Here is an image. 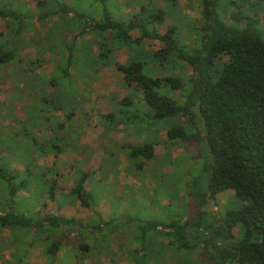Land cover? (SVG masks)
Instances as JSON below:
<instances>
[{
  "label": "trees",
  "instance_id": "1",
  "mask_svg": "<svg viewBox=\"0 0 264 264\" xmlns=\"http://www.w3.org/2000/svg\"><path fill=\"white\" fill-rule=\"evenodd\" d=\"M92 1L89 10L78 9L67 0H39L37 14L26 16L0 10L9 23L11 39L23 40L27 27L34 25L29 42L38 48L44 45L58 57L52 74L44 76L36 72L39 55L38 61L26 60L15 51L5 55L0 47V68H9V77H15L14 101L23 103L28 114L27 121L19 119L11 113L13 109L0 103L5 117L11 118L10 129L0 135V149L8 154L0 155V231L11 232L7 244L13 239L12 243L17 241L25 249L21 256L12 253L1 264H21L34 244L49 264L56 263L68 244L83 258L104 256L109 264H118L111 243L125 234L129 244L125 249L135 264H264V21L260 19L264 0H199L200 19L194 21L187 20L178 0H163L166 9L154 0L150 1L153 7L138 0L139 11H129L126 18L118 17L116 11L127 8V1L121 8L109 0ZM228 10L234 11L229 22ZM166 18L171 22L163 32ZM14 19L19 23L17 31L11 28ZM187 30L194 38L190 44L183 40ZM133 32L138 35L133 37ZM89 33L92 37H84ZM156 41L164 47L144 48ZM124 46L133 53L119 64L115 51ZM115 64L132 88L123 100L111 99L112 111L101 116L103 135L120 121L132 124L139 133H148L149 138L139 144L120 145L117 150L127 157L130 171L141 180L150 175L157 186L153 197L147 194L150 203L142 208L133 195L124 200V193L111 192L112 211L106 219L97 208L106 197V183L99 184L103 178L82 169L80 162L74 163L72 189L59 196L57 168L37 160L71 150L86 152L87 146L80 140L90 120L78 99L79 86L89 84L92 73L96 76L102 68ZM186 64L191 73L182 71ZM156 71L166 74L160 77ZM175 90L181 91L180 100L172 96ZM139 93L138 102L143 101L149 113H142L134 102ZM159 128L167 130V147L189 143L195 150H188L186 156L192 151L202 157V165L195 163L196 173L178 167L185 177L183 197L163 172L168 155L156 153ZM36 129L51 134L38 139ZM110 149L106 150L109 157L118 161L116 149ZM14 162L23 163L24 170L13 168ZM227 190L234 192L227 204L234 201L238 206L224 213L208 209V196L217 200ZM21 191H29L38 201L47 195L59 207L78 201L93 215L84 222L73 216L44 215L26 208L28 198L20 203ZM161 193L169 197L167 205L161 204ZM185 199L195 200V206L191 203L185 209L187 216L172 210Z\"/></svg>",
  "mask_w": 264,
  "mask_h": 264
},
{
  "label": "rangeland",
  "instance_id": "2",
  "mask_svg": "<svg viewBox=\"0 0 264 264\" xmlns=\"http://www.w3.org/2000/svg\"><path fill=\"white\" fill-rule=\"evenodd\" d=\"M38 1L39 0H0V10L6 9L17 13L20 16H26L29 13L37 14L36 10ZM67 1L70 2L71 5H78V9L82 8L85 10H89L90 6L88 5L92 4L93 2L92 0ZM109 1L113 6L117 5L119 8L124 6L126 1L130 4L127 8L123 7L122 11H116L118 17L126 18V16H129V11L138 12L140 9L137 6L138 0ZM150 1L152 0H143L144 3H149L150 7H153L152 2ZM225 1L226 0H221V2ZM178 2V7H180L184 12L187 20L194 21L200 19L201 7L199 6V0H178ZM154 4L161 8H167V3L163 0H154ZM232 12L234 11H226L228 22L230 21L229 16L232 14ZM260 19L264 21V2L260 5ZM170 22L171 20L169 18L165 19V25L161 27L163 32L166 30ZM33 26L34 25L27 27L23 35V40L19 37L11 39L12 35L10 34L11 32H9V23L6 19L0 16V47L5 51V55L15 51L18 55V58H24L26 60L36 59L38 61L37 55H39L40 62L39 66L36 68V72L44 76H50L58 62V57L49 52L44 45L38 48L29 42V40L32 39L31 37L33 35L34 29ZM35 26L40 27L38 22H36ZM18 27V20L14 19V23L11 26L12 31H17ZM137 35L138 33L136 32L132 33L133 37H136ZM84 37H92V34L89 33ZM183 38L184 42L187 44H190L194 39L193 34L190 33V30L183 31ZM163 47L164 45L162 43L156 41L147 44V46L144 48L149 50H158ZM132 53V49L128 46L118 48L115 51V60L119 64L126 63ZM8 70L9 68L7 67L0 68V103L13 109L11 113H13L14 116L27 121L28 114L25 105L20 101H14V87L17 82H15V77H9L7 73ZM191 70V67L186 64L184 66V70L182 71H185V73L188 74L191 73ZM164 74L166 73L156 71L157 76L163 77L165 76ZM89 80V84L80 83L81 86L79 87L81 90L78 97V99L83 102L82 109L86 112L90 120V124L82 131L80 140L83 145L87 146L86 152L79 154L74 150H71L66 151L64 154H62V156L59 157L49 154L44 157H40L37 160V163L47 167L52 168L54 166L57 168L58 175L56 178L59 179L57 193L59 196L60 193H68L72 189V173L76 170V168L72 166L74 163L80 162V164H82L81 168L85 171L94 173L97 178H105V180L101 179L102 182L99 184L101 186L102 184L106 183V197H102V200L97 208L102 211L104 218L108 219L112 211V198H110L111 192H114L116 195H121L124 193V196H122L124 200H126V197L128 199V196L131 197V195H133L132 198L135 200V202H140V207L142 208L143 205L150 203V201L147 199V194H149L150 197H153V192L157 186V182H154L150 175L147 178L141 180L138 177V174L136 175L134 171H130L131 168L128 166L129 163L124 153L120 152V150H117L118 146L120 145L139 144V142L143 141L149 136L148 133H139V130L136 129V127L132 124H125L124 122L120 121L117 126L109 132V134L103 135L104 126L102 124L101 116L112 111L113 105L111 103V99L115 98L116 101H121L131 92L132 86L125 84L124 73L118 68L117 64H115L108 68H102L99 74L96 76L94 73H92V75L89 77ZM139 95L140 96L138 98H134V102L139 105V110L142 113H149L150 110L148 107H146L145 103L143 101L141 103L138 102L141 101L142 98V94L139 93ZM172 96L180 100L181 91H173ZM76 111V118H79L81 111L80 109H77ZM5 115L6 112L4 110H0V120L2 121L0 135L2 132L6 133V131L10 129L7 125L8 122L11 121V118H6ZM60 117L63 120L64 115L60 114ZM80 118H82V116H80ZM14 126H17V124H14ZM34 133L38 139L42 137L46 138L51 134L46 129H36ZM157 134V139L159 141V145L156 147L157 155L159 157H164L165 154L168 155L166 156L168 162L165 164V167H163V172L166 173L172 180V185H175L176 183L177 191L180 193L179 196L183 197L185 194V177L180 174L181 168L178 167L182 165L184 166V170H194L192 173H196L198 166H196L195 163L202 165V157L200 154L193 153L192 151L188 156H186V152L188 150H195V148L189 143L184 144L182 142H177L176 146L167 147L166 144H164V141H166L168 138L167 130L165 128H159L157 130ZM138 136L141 138L140 140ZM152 138H155L154 135H152ZM108 149H116L115 151L119 154L118 161L111 155L109 157L110 152L107 153L106 151ZM0 155L7 156L8 154L5 150L0 149ZM191 155H195L193 159L190 158ZM103 161L106 163V165L101 166ZM11 166L19 171L24 170V164L21 162H14L11 164ZM145 167H147V164H145ZM157 171L159 172L158 168ZM178 182H180V184ZM87 188L91 189L92 184L87 182ZM33 190L34 184L30 187L29 191L32 192ZM29 191H21L18 197L20 199V203L23 197L29 199L28 202H26V199L24 200V205L27 209L32 207L35 211H42L44 215L51 213L73 216L81 222L90 219L93 215V211L91 209L84 208L78 201H75L74 203L67 206L59 207L58 203L50 200L47 195L38 201L35 197L30 196ZM135 191H137V193ZM233 195L234 192L232 190H227L224 193L219 194L217 196V200L210 199L208 196V209H213L216 212L221 211V213H224L228 208L238 206V204H236L234 201L230 202V204H227V202L233 200ZM160 199V202L163 205H167L170 201L169 197L165 193H161ZM42 203L45 204V207L41 206ZM191 203L193 206H195V200L193 202H191L189 199L182 200V202L178 206H174L172 210L174 212L186 215L185 209H189V206L192 205ZM121 210L124 211V207H122ZM130 210H133V208ZM234 233L237 234L238 229L235 228ZM11 235L12 234L10 231H0V264L4 259L11 258L12 253H15L16 257H18L21 256L25 251V249L18 247L19 245L17 241L12 243L13 239L11 240V244L6 243V241L10 239ZM127 241V234H125L123 237L117 236L116 243H111L112 250L117 254L116 257L118 264H135L130 258L128 250L125 249V247L129 246ZM25 242L29 243L28 237L25 238ZM81 256L82 258L84 257V255L79 256L76 254L74 245L68 244L67 247H64L59 252L56 263L54 264L110 263L104 256L99 258V260L92 258H83L81 260ZM21 264H49V262L42 249L37 244H34L28 248V253Z\"/></svg>",
  "mask_w": 264,
  "mask_h": 264
}]
</instances>
